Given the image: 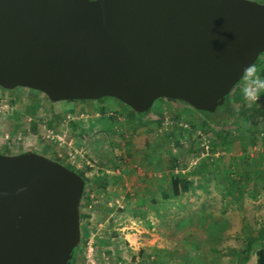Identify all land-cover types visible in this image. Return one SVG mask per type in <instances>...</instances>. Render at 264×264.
Here are the masks:
<instances>
[{
    "label": "water",
    "instance_id": "95a60500",
    "mask_svg": "<svg viewBox=\"0 0 264 264\" xmlns=\"http://www.w3.org/2000/svg\"><path fill=\"white\" fill-rule=\"evenodd\" d=\"M264 54L255 0H0V87L53 103L159 99L214 113ZM86 182L33 151L0 153V264H72Z\"/></svg>",
    "mask_w": 264,
    "mask_h": 264
},
{
    "label": "rangeland",
    "instance_id": "374dc122",
    "mask_svg": "<svg viewBox=\"0 0 264 264\" xmlns=\"http://www.w3.org/2000/svg\"><path fill=\"white\" fill-rule=\"evenodd\" d=\"M254 67L264 78V54ZM244 88L242 79L231 93L236 124L223 130L169 99L138 116L115 98L53 103L36 90L0 87V153L33 151L86 179L76 264H90L88 253L96 264H258L264 92L249 103ZM174 175L189 183L179 198L167 197ZM122 196L124 204H95ZM135 196L144 204L130 202ZM119 231L137 234L133 247Z\"/></svg>",
    "mask_w": 264,
    "mask_h": 264
},
{
    "label": "trees",
    "instance_id": "16d2710c",
    "mask_svg": "<svg viewBox=\"0 0 264 264\" xmlns=\"http://www.w3.org/2000/svg\"><path fill=\"white\" fill-rule=\"evenodd\" d=\"M241 83V82H240ZM240 83L238 85H240ZM231 95V94H230ZM105 98H111V97H105ZM103 99V98H102ZM102 99H99V100H102ZM98 100V101H99ZM160 100V99H159ZM170 100V99H169ZM80 101H84V100H80ZM94 101V100H93ZM173 101V100H172ZM64 102H73V101H64ZM121 102V101H120ZM179 102H183L187 105H189L188 103L184 102V101H179ZM126 105V104H125ZM127 106V105H126ZM190 106V105H189ZM129 107V106H128ZM130 108V107H129ZM219 111H222L226 114V116H224V118H222L221 120L219 121H215L214 120V117L218 116V112ZM133 112L135 114H137L138 116H145L147 113L145 114H138L136 113L134 110ZM201 113H203L204 115L207 116V118L209 119V122L210 124H213V125H216V126H219L221 128H223V130H225L226 128H232L236 122H235V109L233 107V103H232V100L230 99V96L227 98L225 104L222 106V107H219L216 112L214 113H210V112H205V111H199ZM68 167V166H67ZM69 168V167H68ZM71 169V168H70ZM79 175H81L83 177V175L78 172ZM84 178V177H83ZM85 182H86V179L84 178ZM87 183V182H86ZM188 181L185 179V177L181 176V175H174L173 177H171V180H170V188L168 187V192H169V195L167 194V197H172V198H179L181 197L182 195H184V193L186 192V187L188 185ZM82 208V206H81ZM81 211V210H80ZM80 217L82 219V215L80 214ZM81 229H82V220H81ZM81 240H82V230H81ZM81 244V242H80ZM252 245V243L250 244ZM80 247V246H79ZM78 247V249H79ZM77 249V250H78ZM77 250L75 251L74 253V259H73V263L72 264H76V254H77ZM257 256H258V259H257V262L258 264H264V249H260L258 252H257Z\"/></svg>",
    "mask_w": 264,
    "mask_h": 264
},
{
    "label": "clouds",
    "instance_id": "9594fccd",
    "mask_svg": "<svg viewBox=\"0 0 264 264\" xmlns=\"http://www.w3.org/2000/svg\"><path fill=\"white\" fill-rule=\"evenodd\" d=\"M245 81L244 98L249 103H256L260 99V93L264 92V78L256 74L254 65L244 69L241 77Z\"/></svg>",
    "mask_w": 264,
    "mask_h": 264
},
{
    "label": "crops",
    "instance_id": "0c3cea01",
    "mask_svg": "<svg viewBox=\"0 0 264 264\" xmlns=\"http://www.w3.org/2000/svg\"><path fill=\"white\" fill-rule=\"evenodd\" d=\"M87 102V101H86ZM92 102H95V101H92ZM147 186V188H149L148 187V185H146ZM147 193H150L149 191L147 192ZM146 198V197H145ZM105 202L103 203V201H101V202H98V203H95L96 205H99V207H106L107 208V206L110 204V203H114V202H116V204H120V203H122V204H124L125 203V200H124V197L122 196V197H120L119 199H117V200H113V198H111V197H108L107 199H105L104 200ZM109 201V202H108ZM130 202H132V203H137V204H144V200H143V197H141V198H137L136 196H135V198H133V200H130ZM106 221H109V220H105L104 221V224L106 223ZM101 226H102V224H100ZM119 229H125V227H119ZM118 234V235H117ZM117 238H121V240H125V241H127L128 242V244H129V246H131V247H133V244H134V242H136L135 240H136V238H137V234H135V233H133V234H130V233H125V232H123V233H121V231H119V233H116V235H115ZM138 248H139V246H138ZM134 249H136V248H134Z\"/></svg>",
    "mask_w": 264,
    "mask_h": 264
},
{
    "label": "built area",
    "instance_id": "2783aa9c",
    "mask_svg": "<svg viewBox=\"0 0 264 264\" xmlns=\"http://www.w3.org/2000/svg\"><path fill=\"white\" fill-rule=\"evenodd\" d=\"M6 138V137H5ZM89 249H90V247H89ZM87 259H88V262H90V264H96L95 263V261L93 260H91V255H90V253H88V255H87Z\"/></svg>",
    "mask_w": 264,
    "mask_h": 264
},
{
    "label": "bare ground",
    "instance_id": "6f19581e",
    "mask_svg": "<svg viewBox=\"0 0 264 264\" xmlns=\"http://www.w3.org/2000/svg\"><path fill=\"white\" fill-rule=\"evenodd\" d=\"M64 165V164H63ZM66 166V165H65ZM67 167V166H66ZM70 169V168H69ZM72 170V169H71ZM74 171V170H73ZM76 172V171H75Z\"/></svg>",
    "mask_w": 264,
    "mask_h": 264
}]
</instances>
